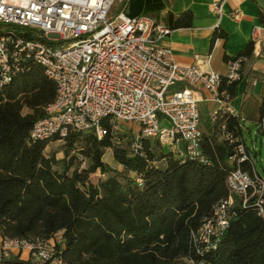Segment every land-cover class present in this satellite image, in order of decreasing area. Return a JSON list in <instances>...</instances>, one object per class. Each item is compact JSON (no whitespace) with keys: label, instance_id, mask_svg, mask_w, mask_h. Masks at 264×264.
<instances>
[{"label":"trees","instance_id":"1","mask_svg":"<svg viewBox=\"0 0 264 264\" xmlns=\"http://www.w3.org/2000/svg\"><path fill=\"white\" fill-rule=\"evenodd\" d=\"M191 17L184 12L172 26H189ZM55 92L38 66L0 89V236L36 244L62 231L64 245L43 262L14 255L2 264H173L178 257L193 264H264V217L252 206L233 207L215 248L197 238L214 205L229 195L232 144L225 135L242 136L238 115L218 111L217 122L202 131V160L164 150L158 155L150 139L135 153L131 137L128 149L119 145L120 132L100 139L71 133L65 138L70 149L87 135L90 165L68 173L69 165L54 169L61 160L44 153L54 139L29 138ZM259 129L264 133V103ZM108 148L123 170L103 161ZM242 168L252 171L246 163ZM97 169L107 175L93 183L89 175Z\"/></svg>","mask_w":264,"mask_h":264},{"label":"built area","instance_id":"2","mask_svg":"<svg viewBox=\"0 0 264 264\" xmlns=\"http://www.w3.org/2000/svg\"><path fill=\"white\" fill-rule=\"evenodd\" d=\"M224 1L213 4L216 26ZM126 3L0 0V89L34 66L54 83V100L44 107V117L32 124L30 140H61L84 132L100 139L120 132L123 138L115 135L120 142L125 138L120 125L128 122L138 126L128 141L131 151L142 153L143 140L156 139L179 158L202 160L196 91L211 92L220 111L233 113L224 104L229 94L218 88L223 81L233 84L241 79L246 56L228 58L224 73L204 69L198 62L178 64L161 43L172 29L148 14L128 15ZM225 136L232 144L228 159L233 168L226 176L229 195L214 205L198 230L197 238L209 248L216 247L228 228L236 204L252 206L264 217V177L242 168L252 164L243 137ZM22 248L37 262L50 256L37 243L2 238L0 264Z\"/></svg>","mask_w":264,"mask_h":264},{"label":"crops","instance_id":"3","mask_svg":"<svg viewBox=\"0 0 264 264\" xmlns=\"http://www.w3.org/2000/svg\"><path fill=\"white\" fill-rule=\"evenodd\" d=\"M215 1L218 0H127L126 13L148 14L171 26L172 31L161 43L169 48L178 64L198 62L204 69L224 73L228 58L245 54L241 79L234 85L223 81L218 88L229 94L224 104L239 116L241 123L254 119L264 103V0L224 1L217 26ZM187 11L192 13L191 24L173 27L175 20ZM195 95L199 99L201 131L207 133L221 115L220 112L216 117L212 115L221 104L207 90H197ZM246 165L254 170L252 164Z\"/></svg>","mask_w":264,"mask_h":264},{"label":"rangeland","instance_id":"4","mask_svg":"<svg viewBox=\"0 0 264 264\" xmlns=\"http://www.w3.org/2000/svg\"><path fill=\"white\" fill-rule=\"evenodd\" d=\"M28 112V109H23V112ZM260 115L261 112L258 110L256 117L254 119H245V121H241L242 127V136L243 140L246 142L247 146L250 148V153L252 154V166L254 170L257 171L260 176L264 177V133H262L259 129L260 123ZM202 125V122H201ZM121 129H123V133L125 135V139L120 142V146L128 149L126 140L127 137H131L132 134H136L138 131L137 124L123 122L120 125ZM85 134H80L74 143V147L70 149L68 141L65 139H54L49 141L44 149V153L47 156H52L57 160H61L60 164L54 165L53 168L57 170H62V166L67 164L69 165L68 173L73 170H84L88 168L90 165V156L89 152V142ZM151 143L155 145L156 151L158 155H161V151L164 150L165 153L170 151V148L167 145H162L156 141V139H150ZM103 161H105L110 168L123 170L122 166L118 164L114 158L113 152L110 148L105 149V152L102 157ZM159 165L162 164V161L158 162ZM251 169V167H250ZM107 175L100 172V170H96L93 173H90L89 177L93 183H97L100 179L105 178ZM39 246L44 248L49 252L50 256H53L58 249L62 248L63 238L62 231L57 232L55 235L50 237L47 240L42 242H38ZM16 253L19 255L22 260H26L25 258L29 256V250L27 248H22L20 250H14L11 256ZM173 264H193L190 260L185 257H178L174 260Z\"/></svg>","mask_w":264,"mask_h":264}]
</instances>
